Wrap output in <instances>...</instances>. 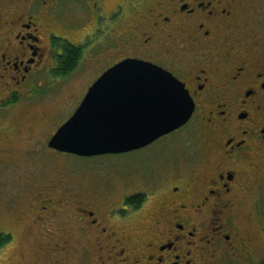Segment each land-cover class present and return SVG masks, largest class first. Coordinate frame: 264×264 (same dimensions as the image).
I'll use <instances>...</instances> for the list:
<instances>
[{
	"label": "flooded vegetation",
	"instance_id": "1",
	"mask_svg": "<svg viewBox=\"0 0 264 264\" xmlns=\"http://www.w3.org/2000/svg\"><path fill=\"white\" fill-rule=\"evenodd\" d=\"M68 46L80 59L62 72ZM128 60L183 83L191 119L147 147L169 139L120 201L112 186L57 175L18 182L0 264H226L256 249L248 207L264 179V0H0V154L8 161L39 137L42 122L29 129L24 107L48 80L89 77L83 101Z\"/></svg>",
	"mask_w": 264,
	"mask_h": 264
},
{
	"label": "water",
	"instance_id": "2",
	"mask_svg": "<svg viewBox=\"0 0 264 264\" xmlns=\"http://www.w3.org/2000/svg\"><path fill=\"white\" fill-rule=\"evenodd\" d=\"M194 111L177 78L152 64L128 60L93 84L49 148L81 158L132 153L184 127Z\"/></svg>",
	"mask_w": 264,
	"mask_h": 264
},
{
	"label": "rangeland",
	"instance_id": "3",
	"mask_svg": "<svg viewBox=\"0 0 264 264\" xmlns=\"http://www.w3.org/2000/svg\"><path fill=\"white\" fill-rule=\"evenodd\" d=\"M89 81V77L81 75L62 82L48 80L40 98L29 102L24 107L29 116L23 123L29 129L34 121L38 124L42 122V124L38 130L36 128L35 133L39 137L35 139L33 145L31 144L14 155H9L12 159L8 161L5 158L7 154H0V227L8 224L6 223L8 221L7 198L18 182L34 183L42 181V176L48 178L51 175H57L77 186L81 184L112 186L114 191L111 198L117 202L125 195L136 191L133 185L135 183L133 175L137 167L142 164L149 165L154 152L159 151L158 147L166 148L169 139L153 148H145L123 155L81 158L74 155L50 153L47 150V142L73 116L82 102L81 87L86 86ZM27 173L30 174L20 176ZM127 175H132L128 181L124 180ZM254 187L253 202L255 201V205L248 207V212L253 216V225L249 227V230L256 233L258 237L256 249L247 258H243V253L232 254L231 252L226 264H261L264 261V179ZM2 253H0V260Z\"/></svg>",
	"mask_w": 264,
	"mask_h": 264
},
{
	"label": "trees",
	"instance_id": "4",
	"mask_svg": "<svg viewBox=\"0 0 264 264\" xmlns=\"http://www.w3.org/2000/svg\"><path fill=\"white\" fill-rule=\"evenodd\" d=\"M66 56L62 60V72H68L73 69L80 59V53L73 47H67ZM133 200V199H132ZM11 242V237L5 234H0V249L6 247ZM264 264V261L261 263Z\"/></svg>",
	"mask_w": 264,
	"mask_h": 264
}]
</instances>
